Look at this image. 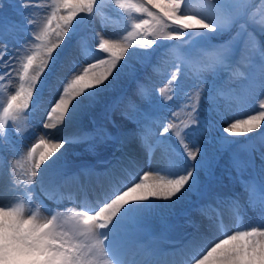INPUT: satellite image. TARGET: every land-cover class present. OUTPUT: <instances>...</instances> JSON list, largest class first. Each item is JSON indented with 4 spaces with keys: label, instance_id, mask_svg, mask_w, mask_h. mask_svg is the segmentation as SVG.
<instances>
[{
    "label": "snow or ice",
    "instance_id": "obj_1",
    "mask_svg": "<svg viewBox=\"0 0 264 264\" xmlns=\"http://www.w3.org/2000/svg\"><path fill=\"white\" fill-rule=\"evenodd\" d=\"M7 4L0 264H264V0ZM93 18L104 31L81 36ZM45 89L42 127L67 134L32 133L25 150ZM94 140L111 149L103 170H71L69 148Z\"/></svg>",
    "mask_w": 264,
    "mask_h": 264
},
{
    "label": "rangeland",
    "instance_id": "obj_2",
    "mask_svg": "<svg viewBox=\"0 0 264 264\" xmlns=\"http://www.w3.org/2000/svg\"><path fill=\"white\" fill-rule=\"evenodd\" d=\"M0 2H2L4 4V7L0 8V12H3L6 15H9V16H12V17L18 19V17H15L14 13L9 8V6L7 4V0H0ZM41 2L45 6H47V4L50 2V0H41ZM107 2H108V0H106V3ZM111 10H112V6H111V4H108V8L106 9V11L111 12ZM40 18H42V17H40ZM257 18H259V13H257ZM108 19L112 20V17H108ZM98 21H99V19H96V18H93L91 20H85L81 24L80 35L91 37L93 29L96 32H103V29L100 27V24L97 23ZM112 22H114V20H112ZM229 37H230V33H226L223 36H220L218 39L214 40L213 43H220L221 41H226L229 39ZM259 40L261 42H264V36H260ZM14 46H18V45H14ZM153 62H154V64H156V65L162 67L163 69L167 70V64L162 62L161 57L158 56V57L154 58ZM58 70L61 72H66L67 66H64L63 68H61L58 65ZM241 71H243V69H241ZM225 79H227V76H225ZM191 84H192V81L189 80L186 84V90L188 87L191 86ZM160 86H162V81L159 78H157V87H160ZM229 86L236 87L237 84H230ZM119 87L120 86L118 85L116 91L119 90ZM50 95H51L50 89H48V90L45 89L44 94H43V98H42L41 108L35 113V117H34L32 128H31V133L29 135L30 140L32 138V133H38L39 131L50 132L53 136H55L57 138H59L61 135L67 134V131L62 133L60 129L46 130L42 127V124L45 121V111H46L45 109H46L47 101L52 98V97H48ZM183 102L184 101L182 98L181 103H183ZM112 119L116 120L118 123L123 122V118L120 116L119 110H117L112 115ZM109 127L111 130V126H109ZM90 146L92 148H94V151L88 150L90 148ZM61 151H63V150H61ZM110 151H111V149L108 148L104 143L100 142L99 140H94V141H89L88 143H84V144H80V145L79 144L73 145L69 149L66 159L70 165L71 170H73V171L77 170L80 167H93V166L95 169H98V166L101 169H103V166L100 164V161L107 158L110 155ZM125 151L128 152L129 154L140 151L138 141L133 139L126 146ZM81 178H83V176ZM223 180H224L225 185H229V181L227 179L226 173L224 174ZM70 205L69 204L60 205V207H61V209H63L64 207H71L72 206V205L71 206ZM49 206L50 207H56V205H52L51 203H49ZM177 211H179V209H177ZM170 222L174 223L175 218H172V220H170ZM181 223H182V221H181ZM151 227L153 229V236L150 238H152L153 241H159L161 239V235H162V233H160V231L164 232L163 226L160 224V222L158 220H153L151 222ZM189 231H190V229H189ZM170 238L171 239H179L180 238L177 230H173L170 233ZM156 246H158V247L161 246L160 249L163 252H166L168 250L169 251L172 250L171 246L167 243H159Z\"/></svg>",
    "mask_w": 264,
    "mask_h": 264
},
{
    "label": "bare ground",
    "instance_id": "obj_3",
    "mask_svg": "<svg viewBox=\"0 0 264 264\" xmlns=\"http://www.w3.org/2000/svg\"><path fill=\"white\" fill-rule=\"evenodd\" d=\"M98 24H100V21H98L97 22ZM100 27H101V24H100ZM104 31V30H103ZM48 90V89H47ZM48 97H52V93H51V95L50 96H48ZM46 110V109H45ZM44 111V110H43ZM42 111V112H43ZM30 133H31V130L28 132V133H26L25 135H26V137H27V139H25V140H23L22 142H21V147H24L25 148V150H26V146L31 142V140H30V138H29V135H30ZM38 133H42V131H39ZM61 133V132H60ZM63 133V132H62ZM61 133V134H62ZM60 134V135H61ZM59 135V134H58ZM80 145V144H79ZM130 146V145H129ZM65 147L66 148H68V145H65ZM70 149V148H69ZM13 158L12 157H9V160L11 161ZM94 167V166H93ZM96 167V166H95ZM96 171H102L103 169H101L99 166H98V169H95ZM81 180H82V182H85L86 181V177H83V178H81ZM7 182V177L5 176L4 177V183H6ZM66 191H67V189H66ZM70 205V204H69ZM71 206V205H70ZM72 207V206H71ZM158 233V232H157ZM160 233H163V232H161L160 231ZM150 239H152V238H150ZM161 246H159V248H160ZM166 247V246H165ZM169 251V250H168ZM168 251H166V252H168ZM170 252V251H169ZM169 259H171V257H168Z\"/></svg>",
    "mask_w": 264,
    "mask_h": 264
}]
</instances>
